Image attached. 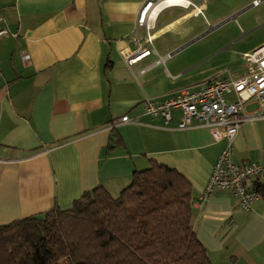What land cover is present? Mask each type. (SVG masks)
I'll return each mask as SVG.
<instances>
[{"label": "crops", "instance_id": "1", "mask_svg": "<svg viewBox=\"0 0 264 264\" xmlns=\"http://www.w3.org/2000/svg\"><path fill=\"white\" fill-rule=\"evenodd\" d=\"M252 1L203 0L202 15L169 6L149 43L136 24L144 0H0V225L69 208L99 185L116 197L155 160L189 180L191 228L210 264H264L261 198L246 210L216 189L195 203L224 140L204 126L178 129V110L165 123L142 103L243 76V54L264 44V0ZM137 35L151 52L127 63ZM123 115L130 121L113 126ZM232 161L264 164V118L240 125Z\"/></svg>", "mask_w": 264, "mask_h": 264}, {"label": "trees", "instance_id": "2", "mask_svg": "<svg viewBox=\"0 0 264 264\" xmlns=\"http://www.w3.org/2000/svg\"><path fill=\"white\" fill-rule=\"evenodd\" d=\"M252 183L264 201V180ZM192 201L183 174L150 160L116 197L99 185L69 208L0 225V264H210Z\"/></svg>", "mask_w": 264, "mask_h": 264}, {"label": "built area", "instance_id": "3", "mask_svg": "<svg viewBox=\"0 0 264 264\" xmlns=\"http://www.w3.org/2000/svg\"><path fill=\"white\" fill-rule=\"evenodd\" d=\"M259 0H253L256 5ZM169 6H181L194 15L203 14V0H144L138 10L136 24L145 30V38L151 43L152 32L157 15ZM8 33L0 24V38ZM140 37L134 39L135 54L125 55L131 63L140 55L149 54L150 48L140 45ZM153 51V50H152ZM246 73L238 78H209L196 86L185 87L169 94L161 100L143 99L145 113L161 116L168 123L175 110L179 111L178 129L194 126L207 127L214 141L223 139L220 149L204 188L199 193L196 206H200L216 189L230 190L237 197L242 208L250 210L258 192L246 185L253 178L264 179V164L246 162L237 164L232 161L233 140L240 125L247 120L264 118V44L251 52L243 54ZM234 93L235 100L227 101L226 94ZM250 99L256 100L258 109L254 114H246L243 104ZM127 115L113 120L112 125L128 122Z\"/></svg>", "mask_w": 264, "mask_h": 264}, {"label": "rangeland", "instance_id": "4", "mask_svg": "<svg viewBox=\"0 0 264 264\" xmlns=\"http://www.w3.org/2000/svg\"><path fill=\"white\" fill-rule=\"evenodd\" d=\"M233 69V68H232ZM233 71H234V69H233Z\"/></svg>", "mask_w": 264, "mask_h": 264}]
</instances>
